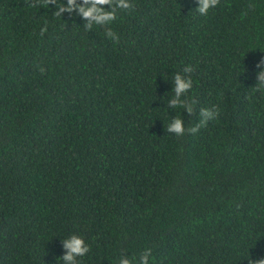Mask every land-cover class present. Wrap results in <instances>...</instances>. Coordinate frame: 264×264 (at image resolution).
Masks as SVG:
<instances>
[{"label": "trees", "instance_id": "trees-1", "mask_svg": "<svg viewBox=\"0 0 264 264\" xmlns=\"http://www.w3.org/2000/svg\"><path fill=\"white\" fill-rule=\"evenodd\" d=\"M31 2L0 0V264H64L73 234L78 264L264 258V0H129L90 30L85 0Z\"/></svg>", "mask_w": 264, "mask_h": 264}, {"label": "clouds", "instance_id": "clouds-1", "mask_svg": "<svg viewBox=\"0 0 264 264\" xmlns=\"http://www.w3.org/2000/svg\"><path fill=\"white\" fill-rule=\"evenodd\" d=\"M44 3L51 5L57 3V0H44ZM219 3V0H198L197 11L201 15H207L210 8L215 7ZM39 4V0H32L31 5L35 7ZM89 0H85L84 5H80L79 13L88 21L85 27L90 30L93 25H107L110 22L116 19L117 10H127L134 7L129 0H91L90 6ZM99 5H110L109 10H105ZM74 7H77L75 0H68L67 5L59 4L57 5V11L53 13L55 16H60V13L63 11H72ZM46 29H41V34ZM107 36L112 37L113 39H118L115 33L108 28L106 32ZM264 65V60L260 61V64L257 67ZM184 73H191L193 68L191 65L186 66L183 69ZM43 72V69H41ZM175 87H174V97L169 101L170 106L173 107H182L187 108L189 114L193 112V108L190 103L186 102L185 99H182V94L186 93L192 87V80L190 76L182 75L177 73L174 76ZM255 91H260L264 94V71L258 73L257 83L254 85ZM219 115V110L214 107V109L202 108L200 109V120L193 126L185 129L183 120L179 117H174L171 123L168 125L167 131L170 133H175L177 136H183L185 131L195 134L198 130L206 126L209 120L217 118ZM63 247L66 250L62 258L64 264H78L77 257H83L89 252V246L85 243L84 239L78 235H71L70 238L65 239L63 242ZM151 254V249H146L140 254L139 264H148V258ZM120 264H133L132 259L121 258ZM249 264H264V258L258 260H250Z\"/></svg>", "mask_w": 264, "mask_h": 264}]
</instances>
